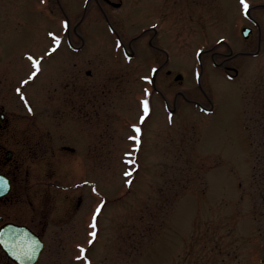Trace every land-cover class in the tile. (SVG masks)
Returning a JSON list of instances; mask_svg holds the SVG:
<instances>
[{
    "label": "rangeland",
    "instance_id": "1",
    "mask_svg": "<svg viewBox=\"0 0 264 264\" xmlns=\"http://www.w3.org/2000/svg\"><path fill=\"white\" fill-rule=\"evenodd\" d=\"M49 1L56 14L57 0ZM59 1L70 16L69 42L83 43L70 62L83 65L86 91L101 94L98 163L86 153L83 176L68 183H89L79 244L92 264H264V0H245L248 12L240 0H122L120 8L87 0L86 10V0ZM21 3L0 0V32L16 50H43L35 47L39 29L15 24ZM124 48L135 53L130 62ZM156 48L167 53L166 66ZM94 123L86 126L91 143Z\"/></svg>",
    "mask_w": 264,
    "mask_h": 264
},
{
    "label": "flooded vegetation",
    "instance_id": "2",
    "mask_svg": "<svg viewBox=\"0 0 264 264\" xmlns=\"http://www.w3.org/2000/svg\"><path fill=\"white\" fill-rule=\"evenodd\" d=\"M22 2L24 12L22 16L15 14L19 19L15 24L23 31H27L24 27L39 29L40 39L35 47L43 50H16L18 45L9 43V38H4L0 32V178L7 181L6 189L0 191V264H18L6 254L2 245L23 239L13 230L16 226L26 227L43 241L44 251L35 264H84L89 260L85 253L81 258L78 251L68 250H74L81 239H85V192L84 185H80L85 180L73 185L68 183L70 178L83 176L86 153H93L95 163H98L101 94L95 92L94 86L86 91L83 65L70 62L71 54L82 52L83 43L69 42L71 23L64 3L57 0L58 12L54 14L51 7L48 9L49 0ZM104 2L121 7L110 0ZM103 15L109 22L104 12ZM38 18L44 26L37 24ZM5 20L7 17L3 12L0 28ZM54 20L61 34L53 29ZM156 32L153 30L154 34ZM54 34L61 37L58 44L52 43ZM156 50L166 54L162 49ZM58 52L61 54L55 58ZM134 54L132 51V56ZM34 63L38 64V71ZM168 63L169 57L162 66ZM214 64L222 66L224 63ZM222 68L229 70L226 66ZM70 69H74L73 74ZM165 73L171 76L173 72L167 69ZM44 77L45 85L40 80ZM174 78L183 80L181 75ZM172 110L175 112L176 108ZM96 119L97 124L93 126L97 127V136H93L97 138L91 143V138L87 140L86 126L90 127V120ZM71 163L78 164L73 172L69 167ZM96 224L98 227V220ZM71 244L74 245L71 247ZM60 245L62 251H53L47 256L49 247L54 249Z\"/></svg>",
    "mask_w": 264,
    "mask_h": 264
},
{
    "label": "water",
    "instance_id": "3",
    "mask_svg": "<svg viewBox=\"0 0 264 264\" xmlns=\"http://www.w3.org/2000/svg\"><path fill=\"white\" fill-rule=\"evenodd\" d=\"M248 29H244L243 34L245 37L249 34ZM8 229V227H6ZM20 235L22 240L9 241L3 243V247L9 253L11 258L19 264H33L43 250V243L25 227H17L16 235Z\"/></svg>",
    "mask_w": 264,
    "mask_h": 264
},
{
    "label": "snow or ice",
    "instance_id": "4",
    "mask_svg": "<svg viewBox=\"0 0 264 264\" xmlns=\"http://www.w3.org/2000/svg\"><path fill=\"white\" fill-rule=\"evenodd\" d=\"M240 2H241V5H242V7H243V10H244V12H248V9H249V5L245 2V0H240ZM59 42L57 41V44H58ZM53 51H55V49H53ZM29 59H31V57H29ZM34 68H36L37 69V71L39 70V68H38V64H36V63H34ZM36 75V73L34 72L33 73V77ZM32 77H30V79H31ZM25 83H27V81L25 82ZM143 109H144V113H145V115H147V113H148V103H147V101H144L143 102ZM30 110V109H29ZM31 111V110H30ZM143 117L141 118V123H143ZM135 132H136V137H135V142H136V144H137V150H139V145H140V129L139 128H136L135 129ZM132 175V173L131 172H128V173H126V176H131ZM131 181H128V184H129V186H131ZM6 187H7V181L6 180H4V179H2V178H0V191H3L4 189H6ZM100 211H101V209L98 207L97 208V212H96V215H99L100 214ZM90 227L92 228V229H95L96 227H97V224H96V216H94L93 217V222H92V224L90 225ZM90 235H91V237H92V239L94 240L95 238H96V232L95 231H92L91 233H90ZM92 241H90V243H91ZM83 253H84V249H81V258L83 257Z\"/></svg>",
    "mask_w": 264,
    "mask_h": 264
}]
</instances>
